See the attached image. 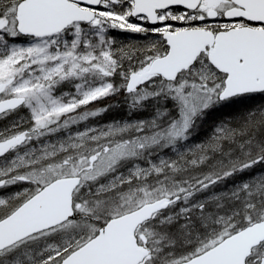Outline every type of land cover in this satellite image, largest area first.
I'll return each mask as SVG.
<instances>
[{
	"label": "snow or ice",
	"instance_id": "6c2138e0",
	"mask_svg": "<svg viewBox=\"0 0 264 264\" xmlns=\"http://www.w3.org/2000/svg\"><path fill=\"white\" fill-rule=\"evenodd\" d=\"M0 264H264V0H0Z\"/></svg>",
	"mask_w": 264,
	"mask_h": 264
}]
</instances>
